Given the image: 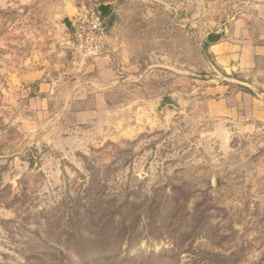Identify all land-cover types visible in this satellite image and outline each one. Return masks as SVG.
Returning <instances> with one entry per match:
<instances>
[{
	"label": "rangeland",
	"instance_id": "obj_1",
	"mask_svg": "<svg viewBox=\"0 0 264 264\" xmlns=\"http://www.w3.org/2000/svg\"><path fill=\"white\" fill-rule=\"evenodd\" d=\"M257 7L0 0V264H264V60L214 48Z\"/></svg>",
	"mask_w": 264,
	"mask_h": 264
},
{
	"label": "crops",
	"instance_id": "obj_2",
	"mask_svg": "<svg viewBox=\"0 0 264 264\" xmlns=\"http://www.w3.org/2000/svg\"><path fill=\"white\" fill-rule=\"evenodd\" d=\"M258 7L264 8V0H257ZM247 17L236 18L231 24V35L217 44L216 51L224 52V56L236 58L240 66H250L254 58L264 60V25L261 33L258 34L257 42L251 40L248 33Z\"/></svg>",
	"mask_w": 264,
	"mask_h": 264
},
{
	"label": "built area",
	"instance_id": "obj_3",
	"mask_svg": "<svg viewBox=\"0 0 264 264\" xmlns=\"http://www.w3.org/2000/svg\"><path fill=\"white\" fill-rule=\"evenodd\" d=\"M71 35L73 46L84 54H96L103 51L108 44L109 30L105 17L99 15L95 6L89 7L76 20Z\"/></svg>",
	"mask_w": 264,
	"mask_h": 264
},
{
	"label": "water",
	"instance_id": "obj_4",
	"mask_svg": "<svg viewBox=\"0 0 264 264\" xmlns=\"http://www.w3.org/2000/svg\"><path fill=\"white\" fill-rule=\"evenodd\" d=\"M94 6H95L97 13L101 15L102 17H105L110 9V5L106 3H99ZM65 21L67 25H70L71 21L69 19L66 18ZM206 38L209 42H215L221 38V33L220 32H210L207 34Z\"/></svg>",
	"mask_w": 264,
	"mask_h": 264
},
{
	"label": "trees",
	"instance_id": "obj_5",
	"mask_svg": "<svg viewBox=\"0 0 264 264\" xmlns=\"http://www.w3.org/2000/svg\"><path fill=\"white\" fill-rule=\"evenodd\" d=\"M107 15V14H106ZM106 17V16H105Z\"/></svg>",
	"mask_w": 264,
	"mask_h": 264
}]
</instances>
